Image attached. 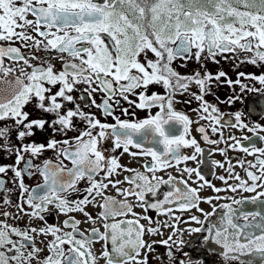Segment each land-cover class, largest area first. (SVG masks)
<instances>
[{"label": "snow or ice", "instance_id": "snow-or-ice-1", "mask_svg": "<svg viewBox=\"0 0 264 264\" xmlns=\"http://www.w3.org/2000/svg\"><path fill=\"white\" fill-rule=\"evenodd\" d=\"M218 55L238 61L236 67L264 65V0H0V153L9 159L14 156L12 163L0 164V206L4 208L0 211V264H148V253L155 252L157 242L148 243L145 234L162 235L161 227L172 230L159 241L166 246L164 255L171 264H205L188 252H183L187 261L174 255L186 243H195L184 239L185 231L200 233L198 250L221 256L225 264H264V146H257V141L264 142V135L259 134L264 125L245 123L240 111L232 114L234 123L222 124L223 114L204 99L212 94L213 82L221 78L230 87L241 85V92L264 95V87L241 84L245 78L264 86V73L238 72L233 81L223 70L213 74L203 64V73L196 70L183 75L172 66L177 60L186 66L192 59L218 64ZM57 59L60 69L54 63ZM193 84L198 91H190ZM154 85L161 86L163 94L149 92ZM94 94H101L99 103ZM185 94L199 102L193 109L196 121L174 107L181 102L176 97ZM239 99L234 94L227 102ZM33 103L53 118L30 119L25 108ZM93 108L114 122L102 121ZM132 109L147 114L139 118ZM260 111L264 114V103ZM193 123L206 143L226 145L209 151L225 157L227 168L211 161L214 167L225 169L227 176L217 177L224 187L215 186L202 174L205 149L191 135ZM46 126L53 137L59 134L62 139L25 142L35 136L34 129L45 131ZM224 127L246 129L252 136L225 139ZM209 130L220 138L211 139ZM228 149L255 157L236 160L247 179L234 172ZM48 150L55 152V160L34 163ZM118 150L122 151L115 155ZM124 154L138 161L148 158L141 164L143 170L121 164ZM189 161L196 167L189 166ZM170 168L179 177L157 175ZM9 171L19 193L15 202L10 195L13 188L3 178ZM124 172L129 175L116 178ZM37 174L41 180L30 188L25 177ZM230 179L236 183H229ZM81 183L85 186L80 187ZM124 183L129 186L121 187ZM162 185L169 190L161 199ZM205 187L214 195L202 197ZM109 188L117 195L106 194ZM222 192L252 195L237 198L222 196ZM221 200L228 202L213 203ZM201 203L211 205V212L201 208ZM89 205L100 208L98 216L86 210ZM13 207L15 212L8 210ZM134 207L145 213L153 209L166 219L161 224L136 213ZM51 209L68 217L63 227L47 223ZM193 209L204 219L195 214L182 219L176 214ZM70 213H81L84 222L93 225L99 220L103 231L95 226L81 230L82 221ZM24 217L43 225L8 222ZM141 219L148 220L147 228ZM191 222L199 227H179ZM153 223L157 226L152 227ZM96 243L101 244L99 252L94 251ZM155 258L163 260V256Z\"/></svg>", "mask_w": 264, "mask_h": 264}, {"label": "flooded vegetation", "instance_id": "flooded-vegetation-1", "mask_svg": "<svg viewBox=\"0 0 264 264\" xmlns=\"http://www.w3.org/2000/svg\"><path fill=\"white\" fill-rule=\"evenodd\" d=\"M31 18V17H29ZM15 46H19V44L15 45ZM26 51V50H25ZM27 54V53H26ZM37 55L39 56H44L45 54L42 52H38ZM52 55L54 56L55 53H52ZM242 56L244 55L243 53L241 54ZM48 58H51L50 56ZM216 59L219 61V63H213L211 60L209 59H202L199 63L196 62L194 59L187 61L186 66H181L182 64H184L183 61L177 60L173 62V67L175 68V70L177 72H179L180 74H192L194 71L196 70H200L202 73L204 71V68H201V64H203L207 71L210 73H217L220 70H223L225 73H227V77L231 78L233 81H235L237 79V73L238 72H244V73H254L256 75H259L261 73H264V65H261L260 67H255L251 64H240L239 67H236L235 65L238 63V61L233 60V59H228L225 60L223 57L221 56H217ZM7 63V61H6ZM35 63V62H34ZM56 68L60 69L61 68V63L60 61L57 59L54 61ZM241 84H248L250 87L254 86L256 88H262L264 86H262L258 81L255 80H248L245 78H241ZM241 85H236L233 84L231 87L226 83L225 78H221L220 82H213V87L211 89L212 94L210 95H206L204 97V99L206 101H208L209 103L215 105L220 113L223 114V120H222V124L227 122V121H231V122H235L234 121V116L232 114H234L237 111H240L243 115H242V120L245 123L248 124H252V123H260L261 125H264V114H261L260 111V104L264 103V95H261V93L258 92H249V91H243L241 92ZM158 92L163 94L164 89L161 86L158 85H154L151 86L149 88V92ZM190 91L196 92L198 91V89L196 88V86L193 84L190 88ZM238 95L240 97L239 100H236L234 103L229 104L228 98L230 96L233 95ZM74 96H78L79 93H73ZM97 96V102H100L101 94H94ZM131 99H135V97H130ZM177 100L181 101L180 103H176L174 105V107L176 108V110L178 111H182L185 114H187L193 121H196L198 118V115L195 111H193V109L198 108L199 106V102L192 99V97L188 94H185L183 96L178 95L176 97ZM187 100H191V103H184L183 101H187ZM78 103H80V101H77ZM122 105L124 107H128V105L121 101ZM68 107H71V105H68ZM253 108H255V110L253 111ZM26 111H28L30 113V119H36V118H42V119H49L51 120L53 117L50 116L49 114H46L44 112H42L41 110L37 109L35 107V104H29L28 106H26L25 108ZM88 109L85 108V111H87ZM93 112H96L97 116L102 120V121H106L108 123H113L114 121L112 120L111 117H105L103 116L102 112H97V110L95 108L92 109ZM132 111H134L136 113V116L139 118H143L147 113L143 110L140 109H132ZM155 111V109L153 110ZM116 115H120V109L116 110ZM122 118H128V117H122ZM10 123V122H9ZM201 124H205L207 125L206 121H200ZM80 126V125H78ZM197 124L193 123L191 125V135L194 136L197 141L200 143V146L202 148L205 149L204 152V160L205 163L201 166V171L202 174L205 176V179L209 180L212 184H214L217 187H224V183L219 180L217 177L220 175H225L227 176V173L225 172L224 168H220V167H214L211 163L212 160H217L220 161L222 163L225 164V168H227V163L225 162V157L223 155H221L218 151H211V154H209V151L212 149H215L217 147L219 148H224L226 147V145L224 143H221L219 145H211L206 143L202 137L201 134L198 133L196 131L197 128ZM223 132V135L225 137V139H227L228 136L230 135H234L236 137H241L244 135L247 136H252L251 132H248L246 129H233L231 127H224L221 129ZM35 131V136L30 137V138H26L25 142H28L29 140H34L36 142H45L46 140L49 138H55V139H62V137L57 134L55 135V137H53L52 135V129L48 128L46 126L45 131H40L39 129H34ZM260 135H264V132H260ZM14 135V134H13ZM69 135H76V133H69ZM209 135L211 139H219V134H212L211 131L209 130ZM228 143H231V141H228ZM242 143H244L247 146V142L246 141H242ZM107 146V145H106ZM257 146H264V142H260L257 141ZM120 151L122 150H118L115 155H119ZM185 152L191 153L192 149H185ZM227 157L229 160H231L232 164L235 165L234 167V172L239 173L241 175L242 178L247 179L246 173L244 172V170L238 165L236 164V160L237 159H243L245 161L248 160H254L255 157L253 156H248L245 153H243L242 151H233L232 149H228L227 150ZM44 159H52L55 160V152L52 150H48L46 152H44L38 159L34 160V163H42V161ZM145 159L148 158H144L141 157L139 158V161L137 159H134L132 157H130L128 154H124L123 156L120 157V163L123 165H127L130 168H141V164L144 162ZM14 161V156L9 159L7 158L6 154L0 153V164H10ZM67 163V161H66ZM188 165L191 167H196V164L194 162L189 161ZM183 165H181L182 167ZM141 170H143L141 168ZM213 172H215V175H213ZM171 173L174 176L179 177V173L176 171L175 168H170L167 169L166 171H161L158 172L157 175L163 176L165 179H167V175ZM125 175H129V173L124 172L122 174H120L119 176H117V179L123 180V177ZM12 177V173L11 171H9L7 173L6 176H4L3 178H5L6 180H8V184L6 185L7 187H11L13 188V192L10 194L11 195V199L13 200V202H15L17 200V197L19 195L18 191L15 189V185H13L11 183V180L9 178ZM185 178H187L185 176ZM195 179V177L193 176V180ZM41 178L39 177V175H35L32 177H25V184L27 186H29L30 188L35 186L36 183L40 182ZM229 183H236L235 180H229ZM189 183L193 186V187H197V184L192 183V181L190 180ZM85 185L83 183H81L80 187H84ZM129 185L127 183H124L121 185V187H128ZM169 190V186L167 185H162L160 192H159V198L162 199L163 193ZM108 195H113L116 196V192L114 189L109 188V190L107 191ZM200 195L203 196H211L214 195L213 191L211 188L205 187L200 191ZM220 195L224 196H231V195H236L237 198H239L241 195L243 196H250L252 195L251 193H237V194H232L230 192L228 193H220ZM73 198H76L75 196ZM118 199H122V197L117 196ZM149 200H151V197H147ZM133 203L135 204V198L131 197L130 198ZM99 201V198H98ZM228 201L225 200H221V201H213L214 204H219V203H225ZM200 207L203 208L206 212H211L212 207L211 205L207 204V203H201ZM4 208L3 206H0V211H3ZM8 210L15 212L14 207L13 208H9ZM87 211H89L94 217L98 216V213L100 212V208L96 205H89L86 209ZM249 210H251V206H249ZM134 211L138 214H140L141 216L143 215H147L148 217H150L153 221H159L161 224L162 222L166 219L165 216L162 215H158L157 212L153 209H148L147 212L145 213L143 209H141L140 207H134ZM177 215H181L182 219H187V217L191 214H195L198 217H200L201 220L204 219L203 215L196 211L195 209L192 210L191 213L189 212H184L183 214L177 212ZM69 215L74 216L76 219H79L82 221V223L80 224V229L81 230H90L91 227L95 226V227H101V222L99 220H97V223L95 225H93L91 222H84V217L81 213H70ZM68 217H66L63 214H59L55 211V209H51L50 212L48 214H46V221L48 224H54V225H59L61 227H63V220L67 219ZM129 219H131L132 217L129 216ZM0 219H3L2 216H0ZM119 219V217L117 218ZM10 224H15V223H19L21 226L25 225V224H31V226H36V227H40L43 225V222L39 221V220H32L31 222H29L27 217H24L22 220H20L19 222L9 219L8 221ZM140 223L143 224L146 228L149 226V222L146 219H141ZM157 225L155 223L152 224V227H156ZM179 227L181 229L187 228V227H199V225H197L195 222H191L190 224L187 223H181L179 225ZM65 231H70V228H65ZM101 231H103V228L101 227ZM171 229L170 228H163L161 227V234H157V235H151V234H145V240L148 243H151L152 241H156L157 243L153 245V247L155 248V252H151L148 253L149 256V260H148V264H171V262L169 261L168 257L166 255H164L167 251L166 246H164L163 244L159 243V241H162L164 239H167V237L171 234ZM201 236L200 233L197 234H193V235H189V233L187 231H185L183 233V237L186 241L189 242H195L192 243L191 246L186 243L183 251L180 253H176L174 251V255L177 257V259H183L185 261H187L189 259V257H186L183 255V252H188L189 256L193 259H203L205 261V264H225V261L223 260V258L219 255H213L211 253H209L206 249L204 250H198L197 248V244L199 243L198 241V237ZM51 237H48V239H50ZM45 239L44 237H37V240H42ZM175 239V237L173 238ZM110 247V245H109ZM175 247V246H173ZM101 248V244L100 243H96L94 246V251L99 252ZM146 251V250H145ZM43 255V253L41 254ZM142 255H144V251H142ZM157 256H163V260L161 259H156L155 257ZM100 264H103V261H100Z\"/></svg>", "mask_w": 264, "mask_h": 264}]
</instances>
